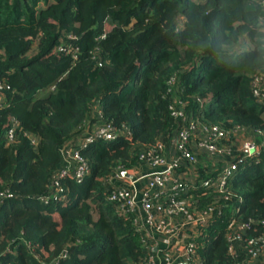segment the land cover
Returning a JSON list of instances; mask_svg holds the SVG:
<instances>
[{
	"label": "trees",
	"instance_id": "16d2710c",
	"mask_svg": "<svg viewBox=\"0 0 264 264\" xmlns=\"http://www.w3.org/2000/svg\"><path fill=\"white\" fill-rule=\"evenodd\" d=\"M215 2L235 13L243 0ZM202 4L0 0V193L12 195L0 196V264H146L144 233L108 199L105 179L120 166L138 170L142 151L172 141L180 123L170 110L175 97L190 117L229 130L244 127L259 146L253 159L239 163L230 198L221 201L224 213L200 239L204 263H234L225 238L233 216L253 221L247 236L264 234V101L252 88L264 62L222 61L198 48L188 31H178ZM93 101L130 134L83 148L90 166L84 180L63 179L59 198L43 202L63 163L61 146L97 118ZM13 120L18 126L9 142ZM232 153L239 161L240 153ZM195 193L202 208L214 200L210 188Z\"/></svg>",
	"mask_w": 264,
	"mask_h": 264
},
{
	"label": "built area",
	"instance_id": "2783aa9c",
	"mask_svg": "<svg viewBox=\"0 0 264 264\" xmlns=\"http://www.w3.org/2000/svg\"><path fill=\"white\" fill-rule=\"evenodd\" d=\"M174 83L175 79L170 80L171 85ZM4 87L0 82V89ZM252 88L257 100L264 101V73L255 78ZM169 90L174 93L172 87ZM1 101L0 94V105ZM92 108L96 120H86L78 135L61 146L63 163L52 174L49 193L40 196L43 202L59 198L64 190L63 179L84 180L90 166L81 154L83 148L98 140L111 141L120 134H130L127 125L117 127L104 118L99 102L93 101ZM170 110L180 121L172 141L159 142L140 153L141 164L163 168L146 173L135 170L133 175V170L118 167L105 179V185L110 188L108 199L120 212L132 214L135 224L143 231L148 249L146 264H205L204 243L200 239L206 227L224 213L226 208L221 201L223 197L230 198L228 184L239 163L253 159L259 146L244 127L229 130L190 117L181 98L173 99ZM17 126L18 122L13 120L6 137L9 142H14ZM30 138L36 145L38 138L33 135ZM232 149L240 153L239 161ZM201 168L206 170V178L200 177ZM199 187L210 188L215 194L212 203L203 208L199 205L201 197L195 193ZM6 195L12 196L0 193ZM251 222H241L233 216L227 226L228 251L235 258L232 264H264V234L247 236Z\"/></svg>",
	"mask_w": 264,
	"mask_h": 264
},
{
	"label": "clouds",
	"instance_id": "9594fccd",
	"mask_svg": "<svg viewBox=\"0 0 264 264\" xmlns=\"http://www.w3.org/2000/svg\"><path fill=\"white\" fill-rule=\"evenodd\" d=\"M200 9L185 21L186 29H178L188 31L198 48L225 62H264V2L243 0L233 13L203 0Z\"/></svg>",
	"mask_w": 264,
	"mask_h": 264
},
{
	"label": "crops",
	"instance_id": "0c3cea01",
	"mask_svg": "<svg viewBox=\"0 0 264 264\" xmlns=\"http://www.w3.org/2000/svg\"><path fill=\"white\" fill-rule=\"evenodd\" d=\"M161 168L163 167H152L150 165H147V164H141L140 167H139V171H137V173H146V172H152V171H155V170H160ZM133 175H136L135 171L133 173ZM138 186H141V185H138Z\"/></svg>",
	"mask_w": 264,
	"mask_h": 264
},
{
	"label": "rangeland",
	"instance_id": "374dc122",
	"mask_svg": "<svg viewBox=\"0 0 264 264\" xmlns=\"http://www.w3.org/2000/svg\"><path fill=\"white\" fill-rule=\"evenodd\" d=\"M35 52H36V49H35L33 52H31L30 55H33ZM41 93H42V92H41ZM41 93H40V94H41Z\"/></svg>",
	"mask_w": 264,
	"mask_h": 264
}]
</instances>
